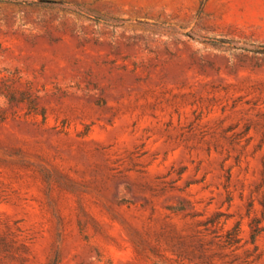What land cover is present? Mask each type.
<instances>
[{
    "label": "rangeland",
    "instance_id": "rangeland-1",
    "mask_svg": "<svg viewBox=\"0 0 264 264\" xmlns=\"http://www.w3.org/2000/svg\"><path fill=\"white\" fill-rule=\"evenodd\" d=\"M0 264H264V0H0Z\"/></svg>",
    "mask_w": 264,
    "mask_h": 264
}]
</instances>
